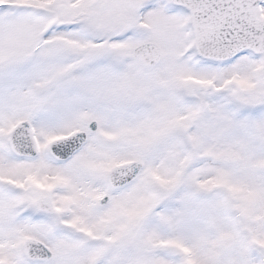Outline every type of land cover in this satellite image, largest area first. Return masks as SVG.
<instances>
[{"label":"snow or ice","instance_id":"1","mask_svg":"<svg viewBox=\"0 0 264 264\" xmlns=\"http://www.w3.org/2000/svg\"><path fill=\"white\" fill-rule=\"evenodd\" d=\"M0 264H264V0H0Z\"/></svg>","mask_w":264,"mask_h":264}]
</instances>
